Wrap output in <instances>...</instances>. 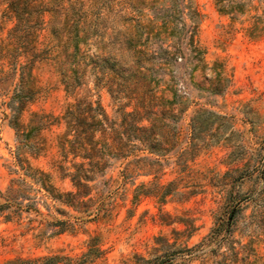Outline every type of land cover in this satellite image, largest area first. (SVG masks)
Instances as JSON below:
<instances>
[{
    "label": "rangeland",
    "instance_id": "obj_1",
    "mask_svg": "<svg viewBox=\"0 0 264 264\" xmlns=\"http://www.w3.org/2000/svg\"><path fill=\"white\" fill-rule=\"evenodd\" d=\"M152 1L61 0L60 16L45 13L35 33L40 59L32 76L38 93L20 121L27 124L34 112L56 118L41 132L39 156L26 158L50 175L59 193L73 191L58 169L57 147L64 129L60 118L73 98L60 74L67 38L56 37L54 26L57 34L63 24L76 21L89 37V46L81 44V51L99 62L108 60V87L95 88L88 77L84 88L110 119L119 108L131 112L140 101L147 105L152 99L161 105L155 108L158 115L161 109L172 110L160 131L161 147L169 152L139 150L125 159L110 158L103 177L89 183L96 187L87 210L74 211L31 179L10 173L17 142L7 103L19 80L8 58L0 59V205L7 203L11 179L20 181L15 189L27 192L23 205L32 204L16 215L11 214L15 206L0 213V264L17 259L44 264L46 258L51 259L48 264H144L134 257L159 258L164 264H215L231 247L251 264H264V0H192L198 13L193 19L188 10L181 14L169 0H157L155 13L171 15L176 30L170 23L167 30L161 27ZM237 3L242 6L232 9ZM14 26L7 0H0V44L10 42ZM23 61L21 57L19 63ZM198 110L225 117L210 132L221 127L218 140L207 136L204 143H191V119ZM141 125L149 126L146 121ZM232 152L238 160L230 164ZM168 185L171 194L161 203L157 191ZM140 186L148 194L134 200ZM233 209L237 212L228 236L208 240L215 217L223 219ZM161 213L176 222L163 224Z\"/></svg>",
    "mask_w": 264,
    "mask_h": 264
},
{
    "label": "trees",
    "instance_id": "obj_2",
    "mask_svg": "<svg viewBox=\"0 0 264 264\" xmlns=\"http://www.w3.org/2000/svg\"><path fill=\"white\" fill-rule=\"evenodd\" d=\"M156 1L151 2L154 18L161 20L162 28L167 30L170 23L173 24L172 30H176V23L169 19L171 15L158 16L155 13L158 10V7L155 6ZM60 2L61 0H49L48 2H44V0H7V11L15 20V26L9 34L10 42L6 45L0 44V59L8 58L9 65L15 73H18L19 80L17 89L7 103L10 110L9 126L14 130L17 142L10 173L21 174L25 178L31 179L53 200L74 211H80L82 208L87 210L88 203L92 201L91 193L96 185H89V183L103 177L110 158L125 159L139 150H147L150 154L169 152V149L161 147L160 139L163 136L160 131L164 126L166 115H172V110L161 109L158 115L155 108H161V105L157 99H152L147 105L140 101L131 112L119 108L116 111V117L110 119L100 103L91 100V96L88 95L90 90L84 88L87 84L85 79L88 77L94 81L95 88L102 85L108 87V68L104 67L108 64V60L99 62L97 61L99 57L94 59L88 53L81 51V44L86 48L89 46V37L86 35L87 31L79 28L76 21L72 24H63L57 34L55 32L57 26H54L52 32L56 37L59 35L60 39L63 36L67 38L63 46L66 65L60 68V74L66 94L73 98V102L66 106L60 118L64 129L57 137L60 156L58 169L62 177L70 181L73 191L59 193L51 185L50 175L34 168L26 158V155L39 156L44 144L41 132L52 126L56 118L34 112L30 115L28 123L23 124L20 117L26 105L32 102L38 93L32 76L33 66L40 59L39 54L35 53L33 45L35 33L39 30L42 16L45 13L51 14L54 19L60 16L62 9ZM217 2L222 4L223 0H217ZM169 3L171 9L177 10L178 13L183 14L185 10H188L191 19L198 17V13L192 6V0H169ZM241 6L242 4L237 3L231 8L235 9ZM221 11L223 12V10ZM224 12L229 14V11ZM183 26L186 25L183 24ZM80 32L85 34L80 36ZM10 46H12L11 49H9ZM70 50L72 51L69 52ZM21 57L25 61L19 63ZM82 64L84 67L80 68ZM92 64L94 65L91 66ZM82 91H85L84 95L80 94ZM175 104L174 99L170 105L173 107ZM139 107L142 108L143 113L139 111ZM224 120H226L225 117L207 110L196 111L190 125L191 143L193 145L199 141L204 143L203 140L207 136L218 140L221 127H218L217 133L210 134V132L216 122ZM142 121L148 122L149 126L141 125ZM230 137L226 140L229 141ZM237 160L234 157V152L230 153L229 163H234ZM67 163L70 164L69 168L65 166ZM21 181L24 183V180ZM19 182V180L11 179L5 195L7 203L0 205V213L12 206L16 207L11 211L12 215L19 214L22 208H32V204L23 205V201L29 198L25 190L15 189L14 185ZM168 187L169 185L164 190L157 191L158 200L161 203L165 202V198L171 194ZM147 192L148 190L144 191L143 186L137 187L134 200H137L140 194H148ZM236 212L237 209H233L225 214L223 219L215 217V226L210 230L207 239L215 240L221 235L228 236ZM262 213L264 214V211ZM262 219L264 220V218ZM160 220L165 225L176 222L171 221L170 216L166 213H161ZM176 220L186 228H192L189 221L179 218ZM261 226L264 228V221ZM173 232L174 235L180 234L178 231ZM134 259L140 260L144 264H164L159 258H155L152 262L138 257H134ZM50 260V258H46L44 264H48ZM6 264H27V261L17 259ZM215 264H251V262L248 257L240 258L239 251L231 247L229 253H226L222 260Z\"/></svg>",
    "mask_w": 264,
    "mask_h": 264
}]
</instances>
